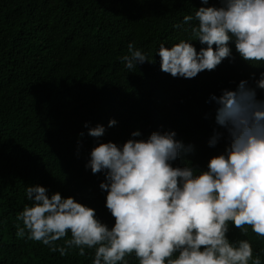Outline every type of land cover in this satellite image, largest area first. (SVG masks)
I'll use <instances>...</instances> for the list:
<instances>
[{
	"label": "trees",
	"instance_id": "16d2710c",
	"mask_svg": "<svg viewBox=\"0 0 264 264\" xmlns=\"http://www.w3.org/2000/svg\"><path fill=\"white\" fill-rule=\"evenodd\" d=\"M200 6L201 0H0V264H91L95 249L84 256L70 249L62 257L16 236L17 215L31 203L26 187L35 184L49 195L72 196L102 222L114 223L99 188L104 175L85 168L96 144L85 122L104 125L101 142L118 144L137 129L145 138L175 130L191 146L175 162L181 167H205L223 150V143H207L218 128L210 96L234 90L240 80L254 86L264 66L243 61L233 45L235 59L195 78L161 71L159 45L190 38L195 21L185 25L183 17ZM130 42L155 62L127 69L120 57ZM193 43L199 51L202 45ZM257 98L264 99V90L257 89ZM110 119L117 124L108 127ZM228 235L249 240L264 262V237L231 225ZM127 259L138 264L134 256Z\"/></svg>",
	"mask_w": 264,
	"mask_h": 264
},
{
	"label": "clouds",
	"instance_id": "9594fccd",
	"mask_svg": "<svg viewBox=\"0 0 264 264\" xmlns=\"http://www.w3.org/2000/svg\"><path fill=\"white\" fill-rule=\"evenodd\" d=\"M192 21L190 38L159 45L161 71L195 78L235 59L233 45L243 61L264 66V0H201L194 16L183 17L185 25ZM194 41L202 45L199 51ZM127 49L120 62L129 70L155 62L133 42ZM257 89L264 90V72L254 86L240 80L234 90L210 96L218 128L207 143L224 147L205 167L175 165L182 151L191 150L175 130L145 138L137 129L118 144L101 142L104 125L85 122L87 135L96 140L85 168L104 175L99 188L114 223L102 222L93 207L72 196L49 195L47 187L35 184L26 187L31 203L17 215L16 236L62 257L70 249L81 256L95 249L91 264H129L130 256L138 264H264L249 240L228 235L231 225L264 237V99L257 98ZM116 124L108 121V127Z\"/></svg>",
	"mask_w": 264,
	"mask_h": 264
}]
</instances>
